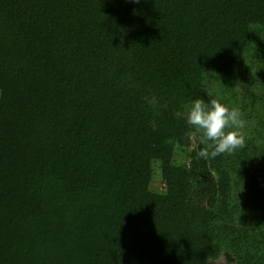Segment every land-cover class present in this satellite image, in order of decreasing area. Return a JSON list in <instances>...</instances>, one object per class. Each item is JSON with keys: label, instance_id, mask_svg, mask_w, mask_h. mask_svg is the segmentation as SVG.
Instances as JSON below:
<instances>
[{"label": "trees", "instance_id": "obj_1", "mask_svg": "<svg viewBox=\"0 0 264 264\" xmlns=\"http://www.w3.org/2000/svg\"><path fill=\"white\" fill-rule=\"evenodd\" d=\"M0 264H264V0H0Z\"/></svg>", "mask_w": 264, "mask_h": 264}, {"label": "clouds", "instance_id": "obj_2", "mask_svg": "<svg viewBox=\"0 0 264 264\" xmlns=\"http://www.w3.org/2000/svg\"><path fill=\"white\" fill-rule=\"evenodd\" d=\"M207 103L200 99L192 101L188 108L187 121L201 132V143L210 141V155L215 157L223 153H231L243 147L244 137L239 129L244 127L238 109L229 108L217 99L211 98ZM202 155H209L204 152Z\"/></svg>", "mask_w": 264, "mask_h": 264}, {"label": "rangeland", "instance_id": "obj_3", "mask_svg": "<svg viewBox=\"0 0 264 264\" xmlns=\"http://www.w3.org/2000/svg\"><path fill=\"white\" fill-rule=\"evenodd\" d=\"M159 147H160V145L159 144H156L155 145V148H154V154L155 155H157L158 154V150H159ZM181 156H187V151H185V150H181V149H179V152H178ZM156 165H157V168H155V177H154V186L153 187H156V186H158V187H162V183H161V173H160V169H159V164L158 163H156Z\"/></svg>", "mask_w": 264, "mask_h": 264}]
</instances>
